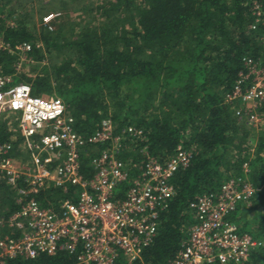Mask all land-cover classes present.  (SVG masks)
Returning <instances> with one entry per match:
<instances>
[{
	"label": "trees",
	"instance_id": "1",
	"mask_svg": "<svg viewBox=\"0 0 264 264\" xmlns=\"http://www.w3.org/2000/svg\"><path fill=\"white\" fill-rule=\"evenodd\" d=\"M11 1L0 0V39L11 49L0 50V77L29 85L33 96L59 97L80 135L92 134L103 119L119 129L140 128L141 139L129 140L122 155L131 163L132 175L143 147L161 162L179 146L192 151L189 167L172 177L173 196L160 213L152 242L131 264L172 260L195 223L190 204L240 175L244 163L255 200L239 208L232 221L263 243L248 264H264V133L259 131L250 152L245 120L235 117L223 100L243 73L245 59L264 64V25H255L252 9L254 3L264 7V0H105L95 7L70 0L82 15L96 11L99 18L96 25L73 29L69 36L61 29L35 30L27 14L9 6ZM22 44L30 49L24 52L27 63L19 65L15 47ZM46 56L53 59L46 63ZM262 112L264 103L259 108L264 117ZM12 118H0V145H10L16 158L22 140L14 136ZM81 168L85 179L93 175L86 161ZM77 194V186L51 184L35 198L42 207L58 208L75 203ZM13 196L10 187L0 184V218L18 209ZM253 210L251 220L241 225L237 213ZM5 264L77 263L73 255L59 251L34 259L15 257Z\"/></svg>",
	"mask_w": 264,
	"mask_h": 264
},
{
	"label": "built area",
	"instance_id": "2",
	"mask_svg": "<svg viewBox=\"0 0 264 264\" xmlns=\"http://www.w3.org/2000/svg\"><path fill=\"white\" fill-rule=\"evenodd\" d=\"M252 9L255 25H264V7L254 3ZM261 39L264 42V36ZM29 49L28 44L15 47L20 56ZM0 50L11 51L1 39ZM243 66L224 102L235 117L258 129L262 125L264 64L247 58ZM4 115L15 119L28 163L11 156L10 145H0V184L14 191L18 206L0 218V264L59 251L73 255L77 264L138 260L152 242L160 213L173 196L172 177L189 167L192 151L179 146L161 162L143 147L141 163L133 166L136 173L132 175L131 163L122 155L129 140L141 139L140 128L126 125L119 129L110 119H103L92 134L80 135L59 97L33 96L29 85L13 84L10 77L1 76L0 118ZM93 148L97 151L91 152ZM84 161L93 172L87 179L81 168ZM249 173L244 163L240 175L190 204L195 223L188 227L182 248L166 264L249 263L250 254L263 243L240 232L232 221L235 212L250 206L256 194ZM51 184L77 186L76 202L42 207L35 195Z\"/></svg>",
	"mask_w": 264,
	"mask_h": 264
},
{
	"label": "rangeland",
	"instance_id": "3",
	"mask_svg": "<svg viewBox=\"0 0 264 264\" xmlns=\"http://www.w3.org/2000/svg\"><path fill=\"white\" fill-rule=\"evenodd\" d=\"M101 1L103 2L105 0H86L85 2L86 3H92L93 6L95 7ZM9 6L18 7V9H20V13L27 14V15H24V17H26L28 25H30L35 30L40 29L41 27H46L47 29L52 30V31H54V30L57 31V30L61 29L62 32H64V34L66 36L71 35L70 32L73 29L78 28L77 30H75V32H78V30L80 28L87 26L88 24L90 26L96 25L98 22V18H99L96 11L93 12L92 16L82 15L80 13V11H78L79 8L76 7V4L71 3L70 0H60V1L59 0H12L11 4ZM46 11H48V12L45 14ZM16 14H18V12ZM51 17H52V19H50V20L48 19L46 21L47 23H45V21H44L45 18H51ZM40 19H41V21H40ZM6 21H7V24L13 25V23H14V21L12 19H9V18H7ZM261 41H262V39H261ZM262 44L264 45L263 41H262ZM263 54H264V52H263ZM60 55L62 56L63 54H60ZM20 57H21V59L19 61L20 62L19 65L27 63L24 55H21ZM46 57H47V59L45 60L46 63L51 61V59H53L51 56H46ZM24 60H25V62H23ZM258 62L263 63L260 60ZM28 64H31V62ZM39 66H42V65H39ZM225 94H224V96H225ZM224 96H223V100H224ZM245 109H249V107L245 108ZM262 115L264 116V112H262ZM261 118H262V125L259 126L258 129L255 127H253L254 128L253 129L249 125L246 124V127H247L246 129L248 131V135H247L248 139H247L246 147L251 148L250 152H252V153H253V148L256 144V139L259 137V133H260L259 131L264 133V117L261 116ZM11 121L13 123H15L14 131L16 133L14 134V136H16V134H17L16 121L14 118H12ZM255 129H257V130H255ZM130 147H132V146H130ZM92 150L93 151H91V152H95V151H97V148H93ZM16 153H19V155H18L19 157H16V159L21 164L28 163V158L25 154L22 141H21V144H19L17 146ZM252 153H250V154H252ZM261 189H262V187H261ZM263 191H264V186H263ZM259 204H260V201L257 202V206ZM260 205H261L260 210L262 211L263 207H264V202H262ZM254 212L255 211L253 210V212L252 211L251 212L244 211L242 213L240 211L239 213H237V215H239L240 219H242V221H240V224L243 225V223L250 221Z\"/></svg>",
	"mask_w": 264,
	"mask_h": 264
},
{
	"label": "bare ground",
	"instance_id": "4",
	"mask_svg": "<svg viewBox=\"0 0 264 264\" xmlns=\"http://www.w3.org/2000/svg\"><path fill=\"white\" fill-rule=\"evenodd\" d=\"M50 19H52V17H51V18H49V20H50Z\"/></svg>",
	"mask_w": 264,
	"mask_h": 264
}]
</instances>
